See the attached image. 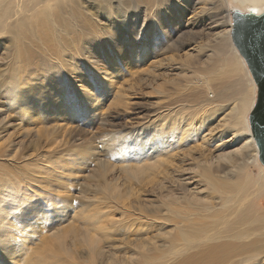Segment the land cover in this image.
I'll list each match as a JSON object with an SVG mask.
<instances>
[{
    "label": "rangeland",
    "instance_id": "rangeland-1",
    "mask_svg": "<svg viewBox=\"0 0 264 264\" xmlns=\"http://www.w3.org/2000/svg\"><path fill=\"white\" fill-rule=\"evenodd\" d=\"M117 1L83 2L79 33L58 21L55 26L50 22L48 29L29 28L19 51L11 48L8 37L0 40V174L8 184L0 199L10 200L4 215L8 233L0 243V264H219L200 254L182 261L188 252L182 247L173 254L180 245L175 238L178 231L173 218L163 214L171 192L180 195L175 190L178 179L184 178L193 190L201 184L195 171L202 155L222 148L232 157L249 142L247 136L232 140L240 85H244L242 90L246 85L237 74L226 72V58L231 53L226 42L231 41L224 38L229 29L224 16L233 23V10L245 8L230 0H197L201 3L181 12L171 40L161 39L165 36L159 32L155 39L149 24L138 38L124 39L109 26L122 17ZM217 4L225 13L213 18L212 5ZM134 14L131 9L127 17ZM198 18L202 20L191 24ZM89 37L92 39L87 40ZM171 41L173 47L168 46ZM15 61L17 68H13ZM61 67L68 74L56 78L54 72ZM224 69L230 77H223ZM87 78L92 82L86 83ZM15 79L23 97L6 101L3 90ZM228 80L235 86L230 88ZM81 84L85 87L80 91ZM222 84L219 112L207 111L215 103H204L205 111L190 101L191 94ZM60 92L67 95L59 98ZM189 113L196 120L198 132L194 135L183 126L184 120L174 135L169 133L168 123L161 125L160 118ZM161 126L169 131L163 133L165 141L145 138L147 132ZM124 129L134 136L124 157H108L102 141ZM224 130H234V134L226 133L227 144L217 138ZM144 140L146 144L140 147ZM89 146L95 148L92 153L87 151ZM253 147L245 173L259 177L264 170ZM157 157L164 162L152 174L133 176L125 170L129 169L126 164L140 166ZM72 159L75 161L70 163ZM50 163L58 168L50 170L49 177L36 168L39 164L50 167ZM10 193L17 196L10 197ZM55 203L61 207L57 213ZM255 210L264 211V195ZM6 244H13L16 250L7 251ZM192 250L188 253H194ZM260 258L255 264H264V253Z\"/></svg>",
    "mask_w": 264,
    "mask_h": 264
},
{
    "label": "bare ground",
    "instance_id": "bare-ground-1",
    "mask_svg": "<svg viewBox=\"0 0 264 264\" xmlns=\"http://www.w3.org/2000/svg\"><path fill=\"white\" fill-rule=\"evenodd\" d=\"M86 1L88 0H0V40L8 37V40L12 42L11 48H14L15 51H19L20 44L22 40L26 38V31L29 28L39 26L40 28L48 29L49 26H52L58 21L64 22L72 31L79 33L82 24L78 20V14L81 13L83 2ZM199 1L118 0L117 10L119 14L121 13L122 17L120 19L117 18V20L109 24V26L113 28L114 34L121 35L126 39L129 36H136L138 38L145 30L146 25L149 24V28L150 25L151 28L148 29L151 31V34L155 31V39L160 37V35L157 36L159 32V34L161 33V36L164 35L166 37H161V39L171 40L172 33L178 28L175 27V25L180 21L181 12L188 9L189 5L192 7L193 4ZM215 1L218 3L217 0ZM230 2H233L241 8H245L244 11L256 14H260L264 11V0H230ZM140 4L144 7L141 8L139 6ZM110 5L111 4H109V6ZM212 8L214 11L213 18H217L225 13V10L218 7V4L212 5ZM131 9L135 11V14L130 15L129 18L127 17V13H129ZM224 17V22L229 28L227 29L224 38L226 41H231H225L227 45L229 43L230 46L228 45V49H230L231 52L226 58V72L229 74H237L240 81L242 80L246 86L242 90L244 85H240L242 91L241 97H238V107L236 109L237 115L235 119L233 118L234 124L231 126L233 127L231 129H235L236 134L233 133L234 130H224L217 138L220 141L224 140L223 144H227L229 143L227 142L229 139H226V135L229 131H232L230 133L234 134V137L232 138L233 141L236 136L238 138L247 136L249 137V142L246 147H241L244 149L239 148L234 151L232 157L229 156V153H224L222 148H217L218 150L214 151L209 150L208 154L202 155L201 166L200 168H197V170L195 169V172L201 178V184L198 185V188L193 190V188L187 186L189 183H186L184 178L178 179V182L175 185V190H179L180 195L175 191L171 192L172 196L167 200V207H165L166 209L163 215H167L170 219L173 218L174 225L178 231V233L176 232L177 235L175 238L180 245L174 248L176 250L173 254L181 252V247L188 252L196 248L192 250L194 253H184L185 255L181 258L182 261H187V258L192 257L188 255L200 254L202 257L213 259V262L217 261L219 264H230V259H237L235 263L231 264H255L261 262L259 255L261 252L264 253V250L262 249L264 246V211L255 210L259 197L264 195V171L259 177H249L245 171L249 167L247 161L250 159L249 155L252 146H254L253 148L256 151L255 155L259 156V149L253 138L249 123V115L256 104L257 85L244 58L233 45L231 38L233 23L228 16L225 15ZM199 20L202 19L198 18L190 23L196 25ZM50 22L52 25H50ZM207 24L208 23H206V26ZM91 39L92 38L89 37L87 40ZM174 43L175 42L171 41L168 43V46L173 47ZM223 45L224 44H222V46ZM227 45L225 47H227ZM175 47H177V45H175ZM221 50H223V48ZM218 52L219 51L216 53ZM216 62L220 63L219 61ZM13 68H17V61L14 62ZM83 73L84 72L80 71L79 76H83ZM66 74H68L66 69L62 67L60 71L57 70L54 72L56 78L58 76L60 78H65ZM229 74L227 75L224 69L223 77H230L231 74ZM106 76L109 77V74H106L104 77ZM234 78H236V76ZM69 79L70 76L66 77V81ZM86 80L88 81L86 83L92 82L91 78H87ZM15 81L16 82L10 87H5L3 90V97L6 101L13 96L23 97L21 84L20 82H17L16 79ZM237 82L238 80L236 81V84ZM223 84L221 87L217 88L208 85V90H205V92L191 94L190 101H194L193 105H201L200 109L202 110H205L203 107L204 103L208 104V101L209 103H215V105L207 111H210L211 114L219 112L222 108L217 103L224 97L221 94V91H224ZM230 84L231 83H228V85ZM83 86L85 87V84H81L79 90L82 89ZM234 86L230 85V88ZM240 87H238V89ZM65 95L67 94L60 92L59 98ZM210 100L212 102H210ZM53 101L54 99L52 98L51 102ZM193 114L194 113H189L177 118L171 115L169 119L160 118L161 125L163 122L168 123L167 129H169L170 132L166 131L165 127L161 126L159 130L154 128L153 131L147 132L145 138L150 139L157 137L158 143L163 142L166 138L163 133L166 131V133L169 132L171 135L177 134L176 126L183 120V126L188 127V130L194 135L198 131L194 127V121L196 120L193 118ZM204 116L205 115L203 114L202 118L203 120H206V117ZM130 135H132L131 131L124 129L118 134V136H109V138L107 137L103 140L101 147L105 151V154L110 158L117 156L123 158L125 155V149L134 139V136ZM140 143H142L141 145L139 144L140 147L144 146L146 140ZM94 149L95 148L92 146L87 147V151L90 153H92ZM214 152H217V155L212 156V153ZM255 155H253L254 158ZM255 159L261 163L264 170V164L260 159L257 157ZM74 161L75 159H72L70 163H73ZM162 162H164V159L162 157H157L154 162H148L146 160L140 166H130L129 164H126L129 169L125 170L126 172L130 171L129 173L133 176L143 174L147 171L152 174L156 167L160 165L159 163ZM134 163V165H138L136 162ZM50 165L51 166L49 167L40 166L39 164L36 168L41 171V174L45 173L47 177H49L50 173L58 168L57 164L50 163ZM50 170L52 171L50 172ZM122 171H124V169H122ZM27 178L30 179L29 177ZM6 181V176L0 174V196H2L8 189ZM102 182L103 184L106 182L104 174L102 175ZM200 185L203 186V188ZM20 187H23V184H21ZM104 188H106V185H104ZM8 196L16 197L17 193H10ZM108 197L110 196L108 195ZM9 205L10 200L8 201V199H4L1 201L0 199V218H3L0 220V229H2L0 233V243L6 238L8 233V228L4 227V223L7 222L6 219L8 217L4 215H6L5 213ZM59 205L60 204L55 203L54 208L56 209V213L61 209ZM17 222H20L19 219H17ZM98 226L99 225H97L95 229ZM96 230L98 231V229ZM14 243L17 245L19 244V241L17 240ZM15 247L13 244H6L4 246V248H7V251L9 249L10 251H15ZM238 256H241L243 259H239Z\"/></svg>",
    "mask_w": 264,
    "mask_h": 264
},
{
    "label": "water",
    "instance_id": "water-1",
    "mask_svg": "<svg viewBox=\"0 0 264 264\" xmlns=\"http://www.w3.org/2000/svg\"><path fill=\"white\" fill-rule=\"evenodd\" d=\"M231 38L257 85L255 107L249 115L253 138L264 164V11L256 14L234 9Z\"/></svg>",
    "mask_w": 264,
    "mask_h": 264
}]
</instances>
